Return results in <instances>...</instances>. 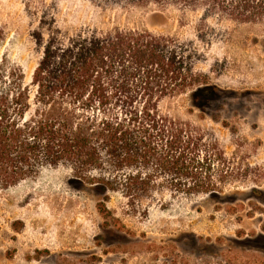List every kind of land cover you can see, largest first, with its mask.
<instances>
[{"label": "rangeland", "instance_id": "374dc122", "mask_svg": "<svg viewBox=\"0 0 264 264\" xmlns=\"http://www.w3.org/2000/svg\"><path fill=\"white\" fill-rule=\"evenodd\" d=\"M46 12L71 32L147 29L191 43L186 55L199 58L183 67L201 74L200 90L162 100L159 115L187 125L200 159L217 154L215 170L230 171L220 193L186 195L145 162L117 172L105 157L84 178L46 167L0 191V264H264V25L202 22V12L177 7L0 0V90L18 69L34 96L41 55L32 33ZM136 172L152 179L128 192Z\"/></svg>", "mask_w": 264, "mask_h": 264}, {"label": "trees", "instance_id": "16d2710c", "mask_svg": "<svg viewBox=\"0 0 264 264\" xmlns=\"http://www.w3.org/2000/svg\"><path fill=\"white\" fill-rule=\"evenodd\" d=\"M97 1L202 12V22L217 17L264 25V0ZM32 37L41 55L32 75L34 96L18 69L0 90V191L36 179L46 167L69 166L84 178L102 170L107 157L117 172L152 164V172L170 176L172 188L186 195L221 192L230 167L215 170L219 155L205 151L200 159L187 125L159 115L162 100L200 86L201 74L183 67L199 58L195 51L186 55L191 43L147 29L71 32L47 12ZM142 176L136 172L125 181L128 192L148 188L152 176Z\"/></svg>", "mask_w": 264, "mask_h": 264}]
</instances>
